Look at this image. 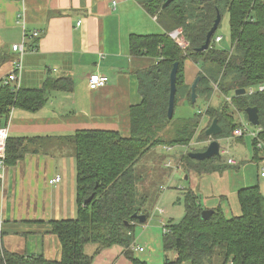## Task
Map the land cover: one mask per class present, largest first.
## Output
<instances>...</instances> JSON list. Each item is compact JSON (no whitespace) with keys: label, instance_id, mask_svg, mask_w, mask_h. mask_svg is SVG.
Returning <instances> with one entry per match:
<instances>
[{"label":"trees","instance_id":"trees-1","mask_svg":"<svg viewBox=\"0 0 264 264\" xmlns=\"http://www.w3.org/2000/svg\"><path fill=\"white\" fill-rule=\"evenodd\" d=\"M135 1L156 17L163 31L132 33L128 37L132 55L156 58L150 67L136 71L141 101L130 107L129 134L88 128L76 130L68 138L75 160L76 215L47 222L49 232L60 241V258L51 260L43 255L2 250L0 264H90L94 254L114 244L125 248L124 254L133 264H146L133 257L131 247L134 227L140 223L133 214L145 215L144 222L149 216L143 206L144 197H139L136 190L138 160L160 144L188 147L209 138L205 131L214 118L222 128L215 139L232 137L240 126L234 112L244 113V121H248L247 107L258 108L259 125L255 127L264 142V90L234 93L236 89L264 84V0H174L164 8L165 0ZM224 11L228 14L229 48L216 47L215 31L209 47L197 50L205 42L217 13L222 15ZM177 29L187 42L184 48L170 36ZM187 60L200 68L197 99L203 96L208 103L216 85L222 102L216 107L207 105L205 114L209 121L198 135L194 133L199 123L195 117L194 128L185 125L175 138L166 142L159 134L171 119L167 117V107L169 72L174 63H177L174 105L179 95L192 105L197 101H191L190 85L185 83ZM67 83L68 78L48 76L38 88L20 84L15 89L13 83L0 85V126L7 122L13 108L36 111L46 103L49 92L68 90ZM252 140L254 149H258L257 142ZM30 141L33 139L8 136L5 166L20 160L29 151ZM186 153L182 158L187 168L198 174L222 171L225 167L217 163L220 157L198 161ZM236 196L239 215L228 218L216 209L203 219L198 195L186 190L183 217L178 222L169 221L165 225L167 231L162 234L165 252L162 264H264V192L256 184L240 188ZM88 243L96 247L92 254L85 252ZM169 251L173 252L172 257H168Z\"/></svg>","mask_w":264,"mask_h":264},{"label":"crops","instance_id":"crops-1","mask_svg":"<svg viewBox=\"0 0 264 264\" xmlns=\"http://www.w3.org/2000/svg\"><path fill=\"white\" fill-rule=\"evenodd\" d=\"M33 31L38 35L33 36ZM162 31L156 17L135 0H0V78L12 70L17 54L11 46L21 43L25 33L20 84L38 88L52 76L68 78L70 87L49 92L46 103L36 111L13 108L2 125L10 137L33 139L20 160L0 169L3 250L60 258V241L49 232L47 222L76 215L75 160L68 138L88 128L129 134L130 107L141 101L136 71L150 67L156 58L132 55L128 37ZM91 72L106 74L108 83L90 89L87 77ZM198 72V64L187 60L185 83L191 85ZM243 137L223 138L229 143L220 152L228 155V161L216 178L223 176L226 186L217 187L213 202L205 204L198 197L203 209H220L228 218L240 214L236 196L240 188L257 184L264 192L260 175L264 146L254 149L252 138L247 143ZM56 175L60 181L49 184ZM131 247L135 258V253L146 251L135 243L134 235ZM95 248L90 245L87 253H94ZM124 251L114 244L94 254L90 264H133Z\"/></svg>","mask_w":264,"mask_h":264},{"label":"rangeland","instance_id":"rangeland-1","mask_svg":"<svg viewBox=\"0 0 264 264\" xmlns=\"http://www.w3.org/2000/svg\"><path fill=\"white\" fill-rule=\"evenodd\" d=\"M215 34L222 37V40L216 43V47L228 49L229 22L228 14L225 11L221 15L220 23ZM25 84L31 86L27 83ZM230 95L231 93L229 97H231ZM221 102L222 96H220L218 90L213 92L208 103L205 97L200 96L194 105L188 103L186 100H182L181 95H179L174 105L173 116L166 127L160 132L159 136L167 142V140L175 138L179 129L183 126L186 125L187 127L191 126L194 128L197 125L195 117L199 120V123L198 128L196 126V129H194V133L198 135L200 130H202L209 121L208 115L205 114L207 105L216 107ZM234 114L237 116L238 121H240L239 116H241L243 122L246 123V121H244V113L241 114L235 111ZM246 127L248 131L255 130L256 128L249 122L246 124ZM243 138L247 143H250L251 137L247 132ZM212 139H215V137L209 136V138L199 140L198 143H192L188 147L184 145L160 144L146 152L138 160L136 164L138 174L136 190L139 197H144L143 206L149 216L145 223H137L134 227L135 243L146 249L145 252L135 253V255L139 260L145 261L146 264H162L165 255L162 248V227L169 221L178 222L183 217L185 212L184 193L186 190H193L200 200H202V203L204 202L206 204V202H211L213 198H216L217 187L223 189L226 186V181L223 176L221 178H216V175H219L218 171L200 177L197 172L187 168L185 160L182 158L186 149V151L202 149L203 146L207 145ZM219 143L224 147L229 141L226 142V139L219 138ZM227 157V154H221L217 163L228 161ZM90 245L93 244L88 243L85 245V252H88ZM2 250L1 248L0 252ZM167 255L168 257H172L173 252L169 251Z\"/></svg>","mask_w":264,"mask_h":264},{"label":"built area","instance_id":"built-area-1","mask_svg":"<svg viewBox=\"0 0 264 264\" xmlns=\"http://www.w3.org/2000/svg\"><path fill=\"white\" fill-rule=\"evenodd\" d=\"M32 35L37 36L38 31H33ZM24 36H25V33H23V40L21 43H16V44H13L11 46L12 52L16 53L17 56L13 60L12 70L10 72H8L4 77L0 78V85L13 83L15 86V89H17L20 85L21 73L23 70ZM170 36L182 48H184L187 45V42H185L183 40V38L180 36V30L177 29V30L172 31L170 33ZM221 40H222V37L220 35H216L214 37V43L215 44L220 42ZM87 81H88V87L93 90V89H97L100 87H104L108 83L109 77L106 74H101L99 72H91L87 77ZM214 89H215V91L217 90L216 85L214 86ZM256 90H258V91L264 90V84H260L256 88L246 89L245 92H248L249 94H251ZM226 100L228 102H230V98H226ZM239 122H240V126L237 127V129H235L233 131L232 137L233 136L234 137L244 136L245 133L247 132L249 134V136L257 142L256 143L257 148H262L264 146V142L259 138L258 131L257 130L248 131V129L246 127V124L248 123V121H246V123H244L243 120L241 119V117H240ZM8 136H9V133H8L7 126H0V169L1 170H3L5 167L4 159H5V155H6V142H7ZM260 175L264 176V171H262L260 173ZM60 179H61L60 175H56L55 177L49 179L48 182H49V184H53V183L59 182ZM166 231H167V228H166V226L163 225L162 232L164 233ZM0 250H1V248H0ZM139 250H142V248H139Z\"/></svg>","mask_w":264,"mask_h":264},{"label":"water","instance_id":"water-1","mask_svg":"<svg viewBox=\"0 0 264 264\" xmlns=\"http://www.w3.org/2000/svg\"><path fill=\"white\" fill-rule=\"evenodd\" d=\"M174 0H165L164 3L162 4V8L166 7L168 4L173 2ZM221 15L220 13H217L216 18L214 20V23L212 24L211 28L206 34V39L205 42L197 49L199 51H204L209 47V42L211 36L214 34V32L217 29V26L220 22ZM176 74H177V63H174L170 72H169V97H168V107H167V117L170 119L173 116V111H174V102H175V93H176ZM200 81V76H196L192 84L190 85V96H191V101L195 102L198 95L196 93V88L199 84ZM235 95H241L245 93V89L240 88L236 89L234 91ZM245 113L247 115L248 121L254 125L257 126L259 125V117H258V108L256 106L254 107H247L245 109ZM222 131V128L217 122V119L214 118L210 124V126L206 129L205 133L206 135L210 137H214L218 135ZM220 143L219 140L212 139L206 146V148L203 151H188L186 154L192 159L201 161L204 159L211 158L213 156L220 157L221 152H220ZM91 199V197L87 198V202ZM213 213L211 210H206L204 209L201 213V217L203 219L209 218V216ZM133 217L137 218L140 223L144 222L146 217L143 214H137L134 213Z\"/></svg>","mask_w":264,"mask_h":264}]
</instances>
